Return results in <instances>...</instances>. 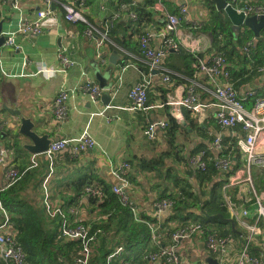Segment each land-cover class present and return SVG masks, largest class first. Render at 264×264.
<instances>
[{"label": "crops", "instance_id": "obj_1", "mask_svg": "<svg viewBox=\"0 0 264 264\" xmlns=\"http://www.w3.org/2000/svg\"><path fill=\"white\" fill-rule=\"evenodd\" d=\"M146 1L139 0L140 4ZM20 4L21 10H18L13 7L11 0L6 2L0 0L1 35H4L3 31L6 33L18 30L22 16L33 20L37 18L39 9L47 7L44 0H20ZM116 4L117 0H85L84 6L80 7V10L91 24L101 28L116 9ZM159 5L163 7L161 9L163 12L160 11ZM182 5H188L192 18L198 22L195 31L213 36L208 28V30L204 29L205 24L207 25L212 17V8L206 4L205 0H155L153 9L156 22L152 25H159V20L165 17L164 13L166 12L179 13ZM236 5L242 8L245 4L238 1ZM53 10L52 15L42 20L44 29L42 34H19L16 36L17 46L10 47L5 44L0 46V116L8 120L5 131H0V150L3 151L6 159L16 164L19 169L27 168L30 162L33 163V161H45L43 155L32 154L24 147L26 143L30 142L29 137L18 134L19 138L15 139L14 134L18 133L20 123V116H15L17 112L30 118L35 123V129L39 133H49L52 140L60 137H77L84 130H88L97 141L98 147L72 158L69 149L58 153L53 172H46L47 174L44 172L43 189L40 190L39 196H36L31 186L28 187V193L33 196L32 198L29 196L30 203L35 205L44 204L46 192L49 193V198L54 203L64 202L60 198L61 193L73 196L69 185L81 178H89L95 181L94 183L97 182L102 193L105 185H109L113 190L114 186L119 184L118 178L112 172L117 163L128 161L132 167V160L140 162L160 157L162 152L169 149L170 146L166 136L168 128L164 131H158L153 139H149L144 134V129L150 121L167 119L168 117V107H160L161 103L165 101L166 88L160 83L159 79L154 78L155 84L149 90L148 108L144 110L131 109L132 101L129 97L132 88L142 77L139 70H136L135 67H129L122 74V85L119 87L116 85L117 77L121 73L119 66L127 57L123 50L130 52L136 59L134 60L140 64L139 51L134 53L119 45L123 50L106 44L102 53V55H105L104 59H98L95 41L84 34L85 28L82 27V24L67 21L64 18V11L59 5H55ZM188 27L189 25L182 24L175 37H179ZM241 30H244L247 35L248 29L246 27H242ZM127 33L131 34V31L128 30ZM137 38L138 35H136V40ZM200 45L205 47V41L200 39ZM214 45L213 36V42L208 44V48L201 54V57L208 59V56L215 52ZM115 50H118L121 54V58L120 56L117 57V64L110 61V55ZM61 52L75 61L74 66L68 69L63 68L59 58ZM258 57H261L264 63V47L259 49ZM96 68H99L102 74L111 71L110 77L105 81L113 90L110 91V88L105 89L99 100L93 101L87 93H84L82 85L88 79L97 82L100 86L102 85L96 77ZM227 68L230 71L232 70L230 63ZM258 68L259 66L256 67V73L254 71L249 73L243 71V75H238L236 79H233L239 92L243 94L247 89L258 87L259 94L264 95V74L262 75ZM184 78L185 76L174 79L175 83L188 84L189 80L194 78L204 86L210 87L212 85L211 81L202 72L197 73L193 78ZM182 79L184 81H181ZM61 90H65L68 94V117L64 121H58L53 111L54 99ZM104 93H108L110 98L103 97ZM203 100L211 102L212 96L209 93H204ZM182 111L183 121L180 122L183 124V129L187 128L190 134H184L182 129L181 134L177 135L176 142L185 143L184 153L186 159L189 161L192 153L202 146L218 156L221 152L214 148V140L211 141L213 138L210 139L209 135L214 133V136L219 134L229 136L228 133L231 130L222 129L216 123V120L211 117L207 124L201 126L207 127L206 130L212 133H207L208 136L204 133L199 134L198 131L194 132L192 128H188V124L192 119L200 125L195 115L187 108H183ZM214 113L215 107L209 111L210 115ZM217 126L220 128L219 131L216 129ZM237 128L240 130L239 126ZM237 128L233 130L236 135L242 136L245 134L243 129L240 132ZM204 152L205 155L206 151ZM240 156L241 159H244L242 154ZM236 158V156L233 157L234 161ZM167 163L174 165L173 158L167 159ZM175 166L181 173L186 169L184 165L176 164ZM257 168L254 167L252 173L254 171L255 174H258L259 170ZM129 174L130 171L126 176V188L130 202L138 211H144L152 217L157 216L156 218L160 220L166 219L170 214L168 211L158 212L152 206V203L157 200L160 190L153 187L158 180L155 174L147 175V172H139L138 176L135 175L139 184L132 181ZM226 183L219 189L222 199H224L226 193L232 196V200L238 202H241L243 197L248 196L246 195V187H241L236 191L229 186L224 189ZM6 184L5 167L0 166V190ZM42 193L43 197L40 198ZM24 194L27 193L24 192ZM242 202L241 206L244 207L249 204L245 200H242ZM79 209L80 219L86 221V223L91 224L100 217V208L91 202L89 197L82 199V205ZM228 213L231 217L224 218L222 214V216L218 214L230 223L231 230H236L235 234L228 232L225 235L231 236L228 245V256L223 259L219 253L210 251L207 248L205 236L197 234L192 239L179 243L178 249L182 264H236L245 246L247 231L230 212ZM155 214L156 216H154ZM8 217L7 213L0 208V232L10 231L16 236L17 231L13 223L6 220ZM248 218L250 223L257 224L259 228L253 240L249 243V252L253 256L262 258L264 262V221L256 219L255 215ZM229 219H233L234 222ZM178 225L177 221H167L165 223L158 221V224H151L152 237L147 252H157L164 246L172 244V233L179 227ZM219 226V222L209 221V227L215 231L213 233L218 235H220ZM94 247L96 249L97 244ZM208 258L212 259V263L208 261ZM0 264H6L2 257H0ZM133 264L158 263L150 260L146 261L142 255L139 259L133 261Z\"/></svg>", "mask_w": 264, "mask_h": 264}, {"label": "built area", "instance_id": "obj_2", "mask_svg": "<svg viewBox=\"0 0 264 264\" xmlns=\"http://www.w3.org/2000/svg\"><path fill=\"white\" fill-rule=\"evenodd\" d=\"M4 2L8 0H2ZM13 7L21 10L20 0H11ZM240 11L244 10L248 15H264V6L250 4L248 0H229ZM242 1L245 5L240 8L236 3ZM47 7L37 11V18L31 20L22 16L20 27L18 30L9 31L3 34L5 36L4 44L6 46L15 47L16 36L19 34L31 35L42 34V20L54 13L52 4L59 5L64 11V18L72 23H84L86 25L84 34L93 38L95 41L96 56L98 59L102 57L103 47L106 44L121 49L111 38L110 28L119 20L132 19L137 20L138 14L134 7L138 5L139 0L118 1L116 9L113 11L109 19L102 25L101 28L91 24L80 10L84 6L85 0H44ZM120 2V3H119ZM160 11L163 9L159 5ZM163 12V11H161ZM162 18V26L152 29H146L138 36V45L140 53V62L147 66L148 70L144 71L139 63L130 52L123 49L127 54L126 59L122 61L120 67V75L117 77L116 85L121 86L123 83L122 74L129 67H135L139 70L142 77L140 81L132 88L130 92L131 109L144 110L148 108L149 90L154 86V78H158L160 83L166 88L165 101L160 107H168L169 112L167 119L152 120L144 129V134L153 139L158 131L166 130L169 125V117L175 118L177 121H183V108L189 109L198 120L200 125L207 124L211 117L216 120L218 125L228 131L229 136H235L233 131L238 125H241L245 131L244 135H236L235 142L241 154L244 156V165L239 167L236 172L229 178L224 185V189L228 186L236 191V188L246 187L248 195L243 197L241 202L232 201L231 195L226 193L224 196V205L234 218L246 229L247 239L242 253L236 264H264L263 259L253 256L249 252V243L253 240L259 230L257 224H252L248 221V217L255 215L258 220L264 221V181L263 186H258L253 177L252 170L254 167L264 168V95L259 94L258 87L247 89L243 94L239 92L234 84L227 57L223 52L210 54L208 59L199 58L195 67L198 72H202L211 81L212 84L204 86L194 78L189 80L188 84H176L170 70L164 65L165 58L170 51H179L181 48H186L192 53L203 54L208 48V44L213 42V36L210 34H201L195 29L198 22L194 20L189 11L188 5H182L179 13H164ZM182 24L189 27L179 36L175 34L179 31ZM242 29V28H241ZM242 35H246L244 30H241ZM200 39L206 43L205 47L200 45ZM258 44L255 37L247 39L240 52L248 58H251L256 45ZM60 62L64 69L74 66L75 61L67 54L61 52L59 54ZM135 59V60H134ZM1 62V58H0ZM1 70V66H0ZM259 72L264 74V65L258 68ZM117 75V73H116ZM196 75H194L195 77ZM82 90L87 93L93 101H98L101 97L103 89L97 82L88 79L82 85ZM113 88L110 87V91ZM201 91L209 93L212 96L211 102L201 100ZM248 99H250L249 102ZM68 94L65 90H61L53 102V111L58 121H64L68 117L67 106ZM215 107V113L210 115L209 111ZM8 125V120L0 116V131H5ZM224 135L219 134L213 141L214 148L222 152L225 148L222 143ZM98 147L95 138L88 130L77 137H60L53 139L49 148L42 154L44 160L48 161L50 173L54 169V159L58 153L65 149L70 150L72 157H78L81 153L92 150ZM204 151L194 155L190 161L200 170H205L207 167L206 161L203 159ZM216 167L220 171H228L235 164L231 156H219L214 159ZM38 162L33 161V165ZM0 166L5 167V178L7 183L13 182L19 176V168L16 164L7 160L3 151L0 150ZM131 169V164L128 161H121L112 169L113 174L118 178L119 184L114 186L113 191L120 195L126 203H131L127 193L126 176ZM46 188V187H45ZM85 196L100 198L103 196L101 188L97 183H91L85 187ZM242 200L248 202V206H241ZM132 204V203H131ZM44 205L47 214L50 217H60L61 227L60 232L63 237L71 240H80L81 247L77 252L73 264H90L91 258L94 255L97 244L96 233L91 232V227L88 224L79 223L72 224L69 214L75 215V221L78 220L80 209L79 206L64 207V202L54 203L49 198V193L46 192ZM173 205V201L168 199L155 200L152 203L153 208L158 212H166ZM136 217H138V209L133 206ZM156 216V214L154 215ZM157 217V216H156ZM153 227V232H154ZM203 235L206 238V245L210 251L217 252L224 259L229 253V242L231 236H221L217 233L206 234L204 227L197 221H189L186 225L177 227L172 233L173 243L164 246L157 252H151L146 255L158 264H182L179 255V243L184 240H190L195 235ZM122 248H116L107 257L109 264L113 257L121 252ZM0 257L6 264H26V255L23 247L16 239V236L10 231L0 232ZM111 264V263H110Z\"/></svg>", "mask_w": 264, "mask_h": 264}, {"label": "trees", "instance_id": "obj_3", "mask_svg": "<svg viewBox=\"0 0 264 264\" xmlns=\"http://www.w3.org/2000/svg\"><path fill=\"white\" fill-rule=\"evenodd\" d=\"M118 1L130 0H117V3ZM205 1L212 8V17L210 22L207 25L205 24L204 29H209L212 32L215 51L223 52L227 57L232 68L233 79H236L238 75H243V71L245 73L251 71L256 73V67L264 65L261 57L257 58L258 51L264 47V43L256 45V50L251 58L243 55L239 48L243 46L247 39L254 37V33L247 28V35L239 33L236 37L227 14L222 10H218L211 0ZM154 2L155 0H147L143 4L139 2L134 7L138 14V19L117 21L110 28V38L124 49L137 53L139 51V43L138 38L136 40V35L139 36L146 32V29L162 26V19L159 20V25H152L156 22L153 9ZM250 4L264 6V0L251 1ZM122 21L125 22L123 23ZM80 24H82L83 28L86 27L84 23ZM128 30L131 31V34L127 33ZM201 56L183 47L179 51H170L164 65L170 70V74L175 80L183 76L185 78H193L198 72L195 63H198ZM140 67L144 71L148 70L144 64H141ZM184 79L181 81H184ZM204 93L203 91L200 93L201 100H203ZM249 101L250 99L247 102ZM169 119L170 127H168L166 134L167 141L170 144L169 149L164 150L160 157L152 158L148 161L137 162L132 160L129 175L131 180L137 184L139 172H147V175L155 174L158 180L153 187L154 189H160L157 200L168 199L173 201L172 207L168 210L170 214L166 219L160 220L146 214L144 211H140L138 217H136L133 210L134 205L124 202L120 195L115 193L109 185H105L102 197H89L91 202L100 208L99 219L89 224L81 220L80 217L75 221V215L69 214L72 224H88L91 227V232L96 233L97 247L90 264H107L108 255L117 246L122 248V250L113 257L111 264H133V261L139 259L142 255L146 261H149L150 259L146 255L149 253L147 251H149L148 247L152 237L151 224H158V221L160 223L177 221L179 223L178 226L186 225L188 221H197L202 224L206 234L215 232L209 227V221L219 222L218 231L221 236H225L228 232L235 234L236 230L230 229V223L218 215L222 214L224 218L231 217L227 207L224 205V199H222L219 189L245 163L243 158L241 159V151L236 145L234 136L222 137V143L227 148L218 156H215L210 150L207 151L205 146L195 150L190 158L202 151H206L203 159L206 161L207 167L205 170H200L190 160L186 159L184 153L185 143L176 142L177 135L181 134L183 129V124L173 117H169ZM238 126L240 130L237 128ZM238 126L236 128L241 132L243 128L241 125ZM188 128H192L194 132L198 131L199 134L204 133L207 136V133L210 132L206 130L207 127L198 125L193 119L192 121L190 120ZM216 129L219 131V126ZM183 131L186 135L190 134L187 128L183 129ZM216 137L214 133L209 135L210 139L213 138L211 141L215 140ZM219 156H232V158L236 156L237 158L231 169L222 172L216 167L214 161ZM169 158H173L174 165L166 164V160ZM176 164L186 167L183 173L178 171ZM257 169L259 170L258 174L253 171V176L256 184L260 186L263 183L264 169ZM44 172H50V166L46 160L38 162L37 165H33L30 162L27 168L19 169L17 179L7 183L0 190V208L7 213L9 217L6 220L13 223L17 231L16 239L23 247L26 255V264H73L81 247V241L63 237L60 232V217H50L44 204L35 205L30 203V198L33 196L28 193V187L31 186L32 191L35 192L36 196H39L40 190L43 189ZM94 182L89 178H81L70 184L69 188L73 196L63 193L60 196L64 200V207L71 205L80 207L82 199L86 197L84 194L85 187ZM24 192L27 194H24ZM42 197L43 193L40 195V198ZM206 200L208 202H205ZM232 201L234 202V200Z\"/></svg>", "mask_w": 264, "mask_h": 264}, {"label": "water", "instance_id": "obj_4", "mask_svg": "<svg viewBox=\"0 0 264 264\" xmlns=\"http://www.w3.org/2000/svg\"><path fill=\"white\" fill-rule=\"evenodd\" d=\"M214 2L216 8L218 10L224 11L228 18L232 23L233 31L235 32V36L239 35V32L242 27H246L250 29L257 40L258 43H264V15H248L244 10L238 11V9L229 1V0H211ZM52 7L55 8V4H52ZM2 30V21L0 22V46L4 44L5 36L1 35ZM121 58V54L118 50L113 51L110 55V61L113 64H117V57ZM104 58L105 55H102ZM96 77L101 81V87L103 89L110 88L107 81V78L110 77L111 71L102 74L99 68L95 69ZM103 97L110 98L108 93H104ZM110 102V101H109ZM108 102V104H109ZM15 116H20V123L18 133L14 134L15 139H18V134H22L23 136H27L30 139L29 143H26L24 147L28 150V152L32 154H42L44 153L50 146L52 138L49 133H39L35 128V123L28 117H24L20 112H17ZM208 202V201H205ZM204 208V206L202 207ZM222 216L221 214H219ZM231 222H234L233 219H229ZM208 261L212 263V259L208 258ZM218 264V263H217Z\"/></svg>", "mask_w": 264, "mask_h": 264}, {"label": "rangeland", "instance_id": "obj_5", "mask_svg": "<svg viewBox=\"0 0 264 264\" xmlns=\"http://www.w3.org/2000/svg\"><path fill=\"white\" fill-rule=\"evenodd\" d=\"M232 2H235L234 0H231ZM262 179L264 180V175L262 176Z\"/></svg>", "mask_w": 264, "mask_h": 264}]
</instances>
